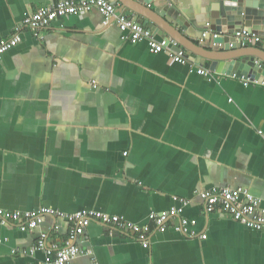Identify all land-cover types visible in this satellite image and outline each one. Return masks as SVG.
Wrapping results in <instances>:
<instances>
[{"label": "crops", "instance_id": "crops-1", "mask_svg": "<svg viewBox=\"0 0 264 264\" xmlns=\"http://www.w3.org/2000/svg\"><path fill=\"white\" fill-rule=\"evenodd\" d=\"M59 1L0 0V41ZM108 1L144 27L152 18L168 28L159 13L174 8L189 23L180 34L172 30L177 39L152 32L176 42L188 62L124 41L116 22L104 26L98 12L60 18L39 36L23 29L19 45L0 55V208L96 211L153 227L150 213L189 200L184 216L198 221L196 236L154 230L145 246L93 222L77 240L90 254L69 264H264V231L223 212L205 215L201 197L243 189L264 207V86L221 73L225 58L243 53L264 71V47L230 51L213 34L203 38L219 0H125L140 13ZM249 77L264 80L261 72ZM71 227L67 218L48 217L21 231L0 220V264H42L44 252L33 251L39 236L64 247Z\"/></svg>", "mask_w": 264, "mask_h": 264}, {"label": "built area", "instance_id": "built-area-1", "mask_svg": "<svg viewBox=\"0 0 264 264\" xmlns=\"http://www.w3.org/2000/svg\"><path fill=\"white\" fill-rule=\"evenodd\" d=\"M92 12H98L103 17V25L108 26L112 20L116 22L122 32V39L133 43L146 42L153 54L165 53L169 59L177 64H186L188 56L184 49L179 48L176 42L158 40L153 32L135 18L125 14L118 15L115 4L108 0H64L48 7H43L33 13L20 23L15 34L0 41V55L17 47L22 41L21 33L23 29H31L39 36V31L50 27L54 22L63 17L81 16ZM208 34H213V39L218 38V34L204 33L203 38ZM242 47L249 45H259L264 47V37L253 34L246 30L235 36ZM216 44V43H215ZM217 45V44H216ZM178 47V48H177ZM197 74L211 79L213 72L198 68ZM234 77H236L234 75ZM243 83L249 85L264 86V80L243 78ZM204 202V213L210 215L215 212H223L234 221L243 223L246 227L255 231H264V207L262 201L248 191L243 189L221 188L212 193L201 195ZM176 200H178L176 198ZM190 205L189 200H180L179 206H174L169 210L152 212L149 215L150 224H136L127 221L124 217L108 215L96 211H82L73 215L60 213L52 208H40L35 211H7L0 208V220L3 223H15L21 231L38 229L48 217L67 218L72 221L70 236L67 245L59 247L48 243V235L42 233L33 251H42L45 260L42 264H69L79 256L90 254L77 245V240L86 235L87 229L93 222H99L111 230L122 233H130L134 239L141 244L148 246L154 230L165 233L173 228L178 233L186 237L197 235L196 227L198 221L184 216L185 209ZM203 240L207 235H202Z\"/></svg>", "mask_w": 264, "mask_h": 264}, {"label": "water", "instance_id": "water-1", "mask_svg": "<svg viewBox=\"0 0 264 264\" xmlns=\"http://www.w3.org/2000/svg\"><path fill=\"white\" fill-rule=\"evenodd\" d=\"M118 1L140 13L139 10L129 5L125 0ZM176 13L174 8L165 6L163 12H161V14L159 13V16L163 18L168 28L152 18H146V21H144L145 27L151 31L156 30V33L165 40H169L168 38L176 40L177 35H175L174 32L177 30L178 34H180V28L185 29L186 26L189 25L188 23L184 26L182 24L184 20L183 17ZM206 20L209 25L208 30H210V33L218 34V38L214 42L223 47L229 45L231 48L230 51H237V49L241 48V45L235 37L237 33L246 30L264 37V0L216 1L214 5L210 6L206 15ZM224 44L226 45L224 46ZM225 49L227 48L225 47ZM230 51H226L225 53H229ZM201 58H203V56H201ZM202 62L203 61H201V65L204 66ZM222 62L224 71H221V73L223 74L230 76L235 75L238 78L244 76L254 79L255 77H249V74H258L261 72L263 73L262 78H264L263 69H259L260 64L257 63L255 58L250 57L249 54L243 53L229 56ZM220 66L221 65L218 66V63H213L211 65V70L217 69L220 72Z\"/></svg>", "mask_w": 264, "mask_h": 264}]
</instances>
